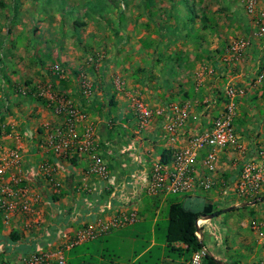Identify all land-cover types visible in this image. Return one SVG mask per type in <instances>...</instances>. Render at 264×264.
<instances>
[{"label": "crops", "instance_id": "obj_1", "mask_svg": "<svg viewBox=\"0 0 264 264\" xmlns=\"http://www.w3.org/2000/svg\"><path fill=\"white\" fill-rule=\"evenodd\" d=\"M162 1L169 2L170 8L157 7L148 0L146 5L152 10L144 19L146 29L128 32L129 37L135 32L130 43L132 60H114L112 65L99 68L91 82L92 92L84 94L71 75L54 82L62 93L50 95L49 104L56 110L61 97L72 98L69 100L83 112L84 119L78 128L81 132L94 129L97 150L109 168L106 179L90 171L88 154L78 148L65 154L42 148V137L47 134L43 125L49 127L47 131L51 126H60L63 115L56 114L54 108L50 115L37 101L33 108L26 104L20 111L12 101L13 116L20 117L25 109V115L36 111L40 120L46 117V122L40 121L42 126L18 122L20 125L12 127L17 129L15 134L8 126V131L0 137V150L22 147L26 180L22 185L30 186L36 195L33 212L28 215L16 211L5 219L0 209V264H21L29 253L46 250L54 244L65 246L68 264H106L108 248L99 244L106 235H114L117 241L110 264H121L125 254L128 255L125 264H137L147 255L154 257L152 250L156 246L160 253L149 264H189L190 260L183 262L168 257L166 241L158 242L160 217L154 218L150 228L142 224V213L152 210L160 216L169 195L173 194L149 193L150 174L156 162L162 163L164 150L175 151L211 128L225 109L230 85L243 90L236 99L235 139L221 151L217 171L208 173L212 186L181 192L184 197L181 202L195 204L200 193L212 190L211 195L204 194L203 207L211 203L216 210L223 209V213L242 209L240 205L246 201L236 189L242 169L249 162L261 165L264 160V35L255 34L259 25L256 21L264 23V0H258L256 16L247 13L242 0H176L178 7H173V0ZM189 5L193 8L188 11ZM244 38L250 39L248 46L236 49V43ZM10 84L13 89V83ZM137 98L152 112L147 123L139 119ZM182 111L185 118L180 122ZM10 114L6 117L12 121ZM18 133L22 134L21 139ZM204 153L201 152L195 164L201 174ZM45 163L52 166L59 187L54 186L44 171ZM148 196L154 197L153 204L145 207L144 199ZM257 201L264 203V193L256 203L245 206L256 207ZM232 206L239 209L226 210ZM101 208L105 219L127 212H136L138 217L134 223L66 247L80 230L98 227L96 218ZM260 212L264 215V209ZM217 216H203L197 221V234L207 252L225 264H264V238L260 234L264 232V220L258 221L254 210L250 218L228 226L218 222ZM234 228L242 229L240 241L236 240L238 244L229 242L235 235ZM137 245L142 247L141 251ZM240 246L245 252L243 258L229 254Z\"/></svg>", "mask_w": 264, "mask_h": 264}, {"label": "rangeland", "instance_id": "obj_2", "mask_svg": "<svg viewBox=\"0 0 264 264\" xmlns=\"http://www.w3.org/2000/svg\"><path fill=\"white\" fill-rule=\"evenodd\" d=\"M150 1L157 7L166 5V8L169 9L171 6L167 1ZM147 2L148 0H0V137L8 131V126L12 128L20 125L18 122H22L24 125L28 122H35L36 126H42L46 122V117L40 120L36 111L33 114L25 115L26 112L23 109L20 117L10 114L13 100L14 107L20 111L26 104H29V109L33 108L37 101L50 111V115L53 114L51 112L53 108L55 113L59 114L49 101L50 95L62 93L55 86L54 82L57 79L64 75H71L77 81L82 92L89 94L92 92V88L89 90V86L83 85L87 82L91 86L99 68H102L103 65H112L114 60L124 59L130 62L132 60L130 43L135 37V32L132 37L128 36V32L130 30L143 32L146 29L144 19L152 10L150 6L146 5ZM60 4L62 7H59ZM172 4L173 7H178L176 0H173ZM186 8L189 11L193 7L189 5ZM154 10L156 9L154 8ZM170 10L172 11V9ZM249 15L251 16V14ZM76 20L82 22L83 25L74 28L73 24ZM256 23L258 24L257 21ZM244 39L250 40L249 38ZM117 48L120 52L117 51ZM35 68H39V70ZM169 74L171 77L173 74L171 70ZM7 79L9 80L7 81ZM28 79L30 80L27 84L25 80ZM41 79L43 82L40 81ZM10 83H13V89H11ZM189 95H192V91L189 92ZM25 99H28V102L24 103ZM69 99L72 100V98ZM138 101L143 100L137 98L135 103ZM7 114H10L12 121L6 117ZM60 115H63L65 119L64 113ZM63 125L64 122L60 126ZM60 126H51L52 129L47 131L49 127L43 125L47 134L43 135L42 140H45L50 131ZM12 129L14 130V128ZM14 131L13 134L17 132V129ZM31 135L34 136V133L32 132ZM212 193V190L200 193L195 204L185 203V205L201 210L206 199L204 194L207 196ZM261 193H264V180ZM169 199L160 216L159 214L157 216L152 210L145 214L142 213L144 217L142 224H145L144 226L147 228L152 226L155 217H160L156 235L158 242L165 241L170 201H183L184 197L181 193H173L169 195ZM153 200L154 197H146L144 206L152 205ZM262 209H264V203L260 201L256 207L248 206L246 209L222 213L216 217V220L228 226L230 223L235 224L239 219L250 218L252 210L256 212L258 221L264 220V215L260 212ZM145 231L148 230L145 229ZM234 233L235 235L229 240L231 244H236L243 235L241 234L242 229L234 228ZM118 235L116 234V236ZM113 236L106 235L99 241V244L108 248L105 251L106 264H110L109 262L113 259L112 248L117 243ZM149 236V233L146 232V237ZM137 249L141 251L142 247L137 245ZM241 249V246L235 252L231 249L229 254L241 259L245 255ZM159 253L160 250L156 246L152 250L154 257L147 255L137 264H149ZM127 259V254L122 255L121 264H125Z\"/></svg>", "mask_w": 264, "mask_h": 264}, {"label": "built area", "instance_id": "obj_3", "mask_svg": "<svg viewBox=\"0 0 264 264\" xmlns=\"http://www.w3.org/2000/svg\"><path fill=\"white\" fill-rule=\"evenodd\" d=\"M249 14L255 15L258 0H242ZM258 22L256 36L264 35V23ZM236 49H245L249 41L241 39L236 43ZM85 87L91 86L85 82ZM88 91V89H86ZM243 90L230 85L226 90V105L222 113L214 120L213 125L208 130L195 135L185 146L174 151L171 164L165 165L156 162L150 174L148 192L155 194L158 192L181 193L194 191L198 186L210 188L212 182L208 173L216 172L218 169L219 156L235 139L234 120L237 114V97ZM140 119L147 123L152 114L145 102H136ZM56 112L65 114L64 125L50 131L42 142V148L51 149L57 154H65L72 148H78L83 154H88L90 158V171L100 178L106 179L109 176V168L103 156L98 152L95 144L94 129L88 128L84 132L79 130V124L83 119V113L70 100L61 97L56 106ZM185 118V111L181 112L179 121ZM174 127V126H172ZM18 139H21V135ZM202 151H205L201 166L203 174L195 164ZM43 169L54 182V186L59 187L60 182L54 179L53 168L49 163L43 164ZM203 175V176H202ZM264 180V160L261 165L257 163H247L241 172L236 185L240 197L257 198L262 190ZM26 181L22 169V147L16 145L0 151V209L9 219L13 213L20 211L25 215L33 212L36 195L31 192V187L22 185ZM104 208L99 209V216L96 218L98 227L89 226L79 231L76 237L68 242L66 247L79 243L87 238L109 232L128 223L137 220L136 212H127L105 219L102 216ZM264 238V232H260ZM207 254L206 247L194 252L189 264H204ZM21 264H68L65 246L54 244L46 250H38L26 255Z\"/></svg>", "mask_w": 264, "mask_h": 264}, {"label": "trees", "instance_id": "obj_4", "mask_svg": "<svg viewBox=\"0 0 264 264\" xmlns=\"http://www.w3.org/2000/svg\"><path fill=\"white\" fill-rule=\"evenodd\" d=\"M59 7H62V4H60ZM80 25H83V23L76 20L73 24V27H79ZM173 154L174 151L170 149L164 150L161 159L162 163L170 164L173 159ZM244 199L247 202L252 201V199L258 200V197H244ZM247 207L248 206H243L241 208L246 209ZM235 209L239 208H235L234 206L230 207V210ZM223 211V209L216 210L215 206L211 203H206L203 209L198 211L186 207L181 201H172L167 213L168 225L165 237V250L167 252V256L172 258L173 260L188 262L194 252L205 247L203 241L197 234L198 219L203 216H208L212 213H216V215H219L223 213ZM204 264L223 263H221L220 259L207 252L204 258Z\"/></svg>", "mask_w": 264, "mask_h": 264}, {"label": "water", "instance_id": "obj_5", "mask_svg": "<svg viewBox=\"0 0 264 264\" xmlns=\"http://www.w3.org/2000/svg\"><path fill=\"white\" fill-rule=\"evenodd\" d=\"M251 203H256V200L253 201V202H245V203H242L240 206H245V205L251 204ZM229 209L230 208H227L226 210H229ZM214 216H216V213L209 214V217H214ZM221 263H223V262L221 261ZM223 264H225V263H223Z\"/></svg>", "mask_w": 264, "mask_h": 264}]
</instances>
